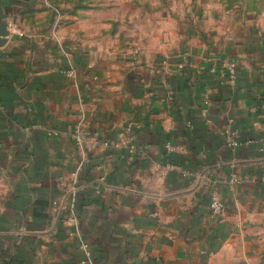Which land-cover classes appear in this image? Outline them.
<instances>
[{
	"label": "crops",
	"instance_id": "crops-1",
	"mask_svg": "<svg viewBox=\"0 0 264 264\" xmlns=\"http://www.w3.org/2000/svg\"><path fill=\"white\" fill-rule=\"evenodd\" d=\"M235 9L0 0V264H264V23ZM79 126L107 143L80 167Z\"/></svg>",
	"mask_w": 264,
	"mask_h": 264
},
{
	"label": "built area",
	"instance_id": "built-area-1",
	"mask_svg": "<svg viewBox=\"0 0 264 264\" xmlns=\"http://www.w3.org/2000/svg\"><path fill=\"white\" fill-rule=\"evenodd\" d=\"M233 73L231 72V75ZM65 75L67 77H74L75 76V70L72 66H70L65 71ZM53 135H57V133H53ZM73 140L75 141V145L78 151L79 155V167L87 160L88 158V152L92 149H94L99 144H103L107 146V143L100 142L94 135H90L88 133H85L82 129H80V126L76 129L75 133L73 134ZM132 148V147H131ZM73 182L76 181L77 172L73 174ZM99 182H103V179L101 178ZM72 191H76L75 183H73ZM210 210L213 215H221L224 211L223 204L217 200L214 199L210 203Z\"/></svg>",
	"mask_w": 264,
	"mask_h": 264
},
{
	"label": "rangeland",
	"instance_id": "rangeland-1",
	"mask_svg": "<svg viewBox=\"0 0 264 264\" xmlns=\"http://www.w3.org/2000/svg\"><path fill=\"white\" fill-rule=\"evenodd\" d=\"M193 2L204 5L209 2H218L229 11L236 8L243 18L253 17L262 20L264 23V0H193Z\"/></svg>",
	"mask_w": 264,
	"mask_h": 264
}]
</instances>
